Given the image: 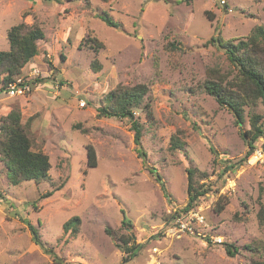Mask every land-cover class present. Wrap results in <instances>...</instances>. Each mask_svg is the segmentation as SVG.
Wrapping results in <instances>:
<instances>
[{
    "label": "rangeland",
    "instance_id": "1",
    "mask_svg": "<svg viewBox=\"0 0 264 264\" xmlns=\"http://www.w3.org/2000/svg\"><path fill=\"white\" fill-rule=\"evenodd\" d=\"M77 1L69 3L77 13L72 20H60L71 24V47L56 44L53 54H43L47 60L56 58L54 69L35 78L27 97L2 95L20 100L11 104L20 109L23 123L32 116L28 130L51 166L47 180L19 184L8 181L4 163L0 167L7 179L0 187V205L7 210L0 216V264H54L44 253L49 248L67 264L263 261L264 220L258 213L264 208V160L242 161L247 146L233 115L202 84L209 69L225 72L231 67L224 51L206 41L214 36L236 41L253 26L264 25V0ZM11 2L0 17L3 50L9 43L2 30L19 21L24 5ZM4 7L0 4V10ZM100 13L117 26L107 25ZM47 33L51 36V29ZM87 36L104 47L95 52L88 41L82 43ZM170 42L175 47L169 48ZM93 60L101 64L97 71L90 66ZM136 84L147 85L142 105L149 104L147 110H133L141 129L139 151L160 174L167 194L138 156L130 119L97 112L109 91ZM81 99L86 100L83 107ZM256 111L264 112V106L259 103ZM248 126L246 122L244 128ZM173 134L182 149L170 148ZM89 144L94 166L87 163ZM259 146L264 151V138L255 141L254 148ZM226 160L239 164L226 169ZM188 166L207 172L200 183L209 190L199 198L207 227L200 234L170 237L164 218L186 204ZM48 190L53 192L41 198ZM224 198L228 202L216 211L217 200ZM74 216L80 219L77 230L65 237L63 222ZM28 223L38 230L42 245L31 240ZM107 230L133 235L138 247L128 260H122L127 253L116 247ZM210 235L221 242L211 241ZM225 244L236 245L238 251L229 255Z\"/></svg>",
    "mask_w": 264,
    "mask_h": 264
},
{
    "label": "trees",
    "instance_id": "2",
    "mask_svg": "<svg viewBox=\"0 0 264 264\" xmlns=\"http://www.w3.org/2000/svg\"><path fill=\"white\" fill-rule=\"evenodd\" d=\"M88 3V0H84ZM190 2L191 0H183ZM26 15V12L22 14ZM107 25L116 27L107 14H97ZM44 38V31L37 21L26 23L20 21L12 25L6 32V39L9 48L0 49V88L4 89L8 82L21 74V69L28 60L38 53V41ZM88 41V46L97 52L104 45L96 37L87 36L83 42ZM87 43V42H86ZM206 44H213L224 51L226 58L231 65L229 70L222 72L219 69H209L203 81L202 88L212 96L220 107L226 108L234 117L235 124L240 129V135L247 146L243 156H247L255 147V141L264 138V112L256 111L258 104L264 106V25L257 24L251 28L246 36L239 39H224L220 36L211 37ZM169 48L175 47L174 42L167 44ZM93 70L101 68L97 60L90 63ZM148 87L146 84H136L131 88L117 87L107 93L106 103L98 108V114L107 117H127L131 121L134 130L133 141L136 146L138 156L143 159L146 169L153 175L161 189L167 194L160 174L148 166L145 152L139 151L141 129L137 119H134L133 110L135 108L146 109L148 101L142 105V101ZM142 105V106H141ZM22 115L19 108H12L6 115L0 117V160L6 168L7 179L12 184H19L23 181L33 180L36 183L49 178L50 161L49 156L42 149L37 148L36 143L28 130L27 122L32 116L22 122ZM248 123V128L244 124ZM183 144L180 138L173 134L170 136V148L182 149ZM87 163L90 166L96 165L95 151L92 145H87ZM226 169L235 170L239 162L226 160ZM207 177V172L199 170L195 166L186 167V204L183 207L195 206L199 203V198L209 188L204 187L200 180ZM262 187V186H261ZM262 189L264 190V183ZM53 190H48L40 195L41 198L49 196ZM227 199L217 200L216 211H221ZM176 211L167 214L164 219L169 221ZM259 217L264 220V208L260 207ZM79 218L70 217L63 222V236L68 237L77 230ZM123 223H126L123 221ZM75 226L71 228L72 225ZM31 240L40 244L38 230L30 223L27 224ZM112 232V231H111ZM113 234L118 247L127 255L122 260H128L136 251L138 244L133 241V235L124 233ZM225 250L229 255H234L238 247L234 244H225ZM44 253L50 256L54 264H67L63 259L54 254L52 249H45ZM250 264H264L263 261H253Z\"/></svg>",
    "mask_w": 264,
    "mask_h": 264
},
{
    "label": "crops",
    "instance_id": "3",
    "mask_svg": "<svg viewBox=\"0 0 264 264\" xmlns=\"http://www.w3.org/2000/svg\"><path fill=\"white\" fill-rule=\"evenodd\" d=\"M21 1L24 5L22 6L21 9H19V17H18L19 21H17L16 23L20 21H24L26 23H32V21H37L44 31V38L38 41V53L28 60V62L24 65V67H22L21 72L24 74H27L32 69H37L39 70L40 73L51 72V70L54 69L55 64L53 63H55L56 58L52 57L51 60H47V58L43 56V54L46 53L48 54V57H49L50 53L53 52V49L55 48L56 44H59V45L66 44L69 47H71V43L68 41V35H67V32L70 31L68 27L71 28V24L69 25L67 23L66 25H63L60 23V20L61 19L72 20L73 15H76L77 13H75V11H73L70 8L71 5L69 3L71 1L73 2L77 0H63V1L59 0V1H62L61 3L57 0H33V1L21 0ZM11 3H12L11 0H4L3 2L0 1V4H5V7L0 10L1 18L3 17L2 12L4 10L8 11L9 8L11 7L10 6ZM24 12H26L25 16L22 15ZM50 24L52 25V27L49 26ZM11 26L12 25L9 24L7 25V27H5L2 30V32L5 34V37H6L7 30ZM47 27L51 29V33H50L51 36L49 35V33H47V29H48ZM77 41H78V38H77ZM66 45L64 46L67 47ZM69 47L68 49H70ZM48 78H46V80ZM2 95H3V89L0 88V117L3 115H6L12 108H14L11 104V101H13L14 103L16 102L20 103V100L5 99V97H3ZM27 96L28 94L25 95V97ZM34 97L36 96L34 95ZM21 118L23 119V117ZM1 166H3V162L0 160V167ZM5 179H6L5 174H2L0 172V187L4 188L3 182L5 181ZM6 211H7L6 208L0 205V216L1 214L5 215ZM1 220H3V218L0 217V221Z\"/></svg>",
    "mask_w": 264,
    "mask_h": 264
},
{
    "label": "built area",
    "instance_id": "4",
    "mask_svg": "<svg viewBox=\"0 0 264 264\" xmlns=\"http://www.w3.org/2000/svg\"><path fill=\"white\" fill-rule=\"evenodd\" d=\"M222 3L225 0H221ZM40 75L39 70L32 69L27 74H19L15 79L8 82L3 89V94L7 97L25 96L29 94L34 87L35 78ZM79 106L83 107L86 100H78ZM264 151L262 147L254 148L246 158L249 164L263 162ZM176 211L173 217L167 222L165 234L170 237H179L182 234H200L207 227V222L204 215V205L198 203L195 206L181 207L174 209ZM171 213V212H170ZM213 242H221V238L217 235H210ZM153 252H157V247L152 248Z\"/></svg>",
    "mask_w": 264,
    "mask_h": 264
}]
</instances>
